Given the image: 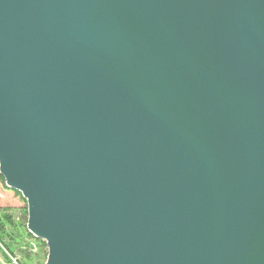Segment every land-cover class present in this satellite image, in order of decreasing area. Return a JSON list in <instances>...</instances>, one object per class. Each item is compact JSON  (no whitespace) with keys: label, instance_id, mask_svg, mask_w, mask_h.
<instances>
[{"label":"water","instance_id":"obj_1","mask_svg":"<svg viewBox=\"0 0 264 264\" xmlns=\"http://www.w3.org/2000/svg\"><path fill=\"white\" fill-rule=\"evenodd\" d=\"M0 176L47 264H264V0H0Z\"/></svg>","mask_w":264,"mask_h":264},{"label":"trees","instance_id":"obj_2","mask_svg":"<svg viewBox=\"0 0 264 264\" xmlns=\"http://www.w3.org/2000/svg\"><path fill=\"white\" fill-rule=\"evenodd\" d=\"M0 179L5 182L2 176H0ZM8 211L10 210L0 208V255H2L3 263L14 264L13 259L20 255L21 258L17 260L16 264H31L30 255L27 254L26 250H21L26 243L25 238L32 239L33 243L40 249H45L47 246L45 242L29 234L23 222H17L14 215ZM28 243L25 246H31V242Z\"/></svg>","mask_w":264,"mask_h":264},{"label":"rangeland","instance_id":"obj_3","mask_svg":"<svg viewBox=\"0 0 264 264\" xmlns=\"http://www.w3.org/2000/svg\"><path fill=\"white\" fill-rule=\"evenodd\" d=\"M18 192L9 189L5 182L0 179V208L2 210H10L8 212L12 213L16 219L17 222H23V225L26 226L27 230V223H28V209H27V203L23 199L22 195H18ZM23 220V221H22ZM25 242L29 244L28 242H31V246H25L23 245V248L21 250H26L27 254L30 255L32 262L31 264H47L48 260V248L40 249L37 247L36 244L33 243L32 239H26ZM21 258L20 255H17L16 259H13V263L16 264L17 260ZM0 263H3L2 255H0Z\"/></svg>","mask_w":264,"mask_h":264}]
</instances>
